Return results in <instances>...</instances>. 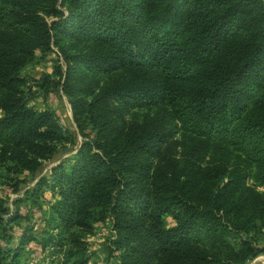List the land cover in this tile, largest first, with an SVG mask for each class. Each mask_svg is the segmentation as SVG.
<instances>
[{
    "label": "trees",
    "instance_id": "16d2710c",
    "mask_svg": "<svg viewBox=\"0 0 264 264\" xmlns=\"http://www.w3.org/2000/svg\"><path fill=\"white\" fill-rule=\"evenodd\" d=\"M53 45L65 60L57 84L84 137L68 168L59 163L39 181L59 195L42 241L59 243V264H87L79 233L109 217L122 264H243L254 256L250 241L235 248L231 238L264 218V193L234 195L248 178L264 185V0H0V168L8 180L37 170L73 137L51 110L31 105L23 75ZM120 71L98 93L88 80ZM85 88L93 95L86 104L75 99ZM109 102L167 105L177 124L123 134L100 110ZM180 130L202 140L179 159L166 141ZM213 142L221 152L204 167ZM209 173L230 181L209 192L185 180ZM19 218V207L11 212L0 197V264H22L35 241L24 232L13 243L10 224Z\"/></svg>",
    "mask_w": 264,
    "mask_h": 264
},
{
    "label": "rangeland",
    "instance_id": "374dc122",
    "mask_svg": "<svg viewBox=\"0 0 264 264\" xmlns=\"http://www.w3.org/2000/svg\"><path fill=\"white\" fill-rule=\"evenodd\" d=\"M78 48L82 47L79 46ZM58 66L64 68L65 60L60 49L53 45V51L51 52L43 54L38 51L34 61L29 63L23 70V75L27 78L32 90L31 105L41 110H51L66 133L72 134L73 137L69 142L60 145L55 156L52 159L44 160L35 171L11 172L9 176L12 180H8L6 178L7 168H0V197L7 201L11 212L19 207L20 218L10 224V234L15 237L13 243L16 244L24 232H31L35 236V241L30 242L27 247L22 264H59L63 258V250L56 246L59 243L53 242L47 247L42 244L45 236L53 232L55 223L52 206L59 195L47 186L40 190L41 184L39 181L43 176L50 178L52 168L59 163H63L68 168L84 137L75 121L70 97L62 86L57 84L59 79ZM122 74H125V72L120 71L103 76L92 74L88 77V80H91L92 88L94 87L96 93H98L101 88ZM45 78L48 79V83L44 86L41 84L44 83ZM76 98L83 100L86 104L92 100L93 95L85 88L77 91ZM100 110L109 118L117 120L118 128L124 130L123 134L132 128L140 129L145 124L155 121H160L163 129L177 124L170 112V107L167 105L124 109L113 102H109L108 106H102ZM2 115L3 112L0 110V117ZM89 133H91V127L86 130V134ZM201 140V138L180 130L168 138L166 144L171 147V153L180 159L188 145L199 143ZM220 152V144L213 142L202 165L204 167L208 166L207 164L213 166L212 159L217 158ZM153 166H159L158 158L153 160ZM229 170H234V166H231ZM210 174H204V177L194 175L185 180H188V185L193 182L200 185L204 190H209V192L222 188L230 181L228 174L224 178H216ZM15 183L18 184L15 186ZM257 193H264V185L248 178L241 188L234 192V195L253 196ZM32 194L35 197L31 196ZM18 200L19 205L16 204ZM168 221L173 223L171 218H168ZM114 222V218L109 217L104 221L96 222L91 231L79 233L81 240L86 245L87 264H122L125 251L118 242L119 234ZM244 240L251 242L255 255L243 264H264V218L255 220L250 231H241L234 235L231 238L232 246L238 248Z\"/></svg>",
    "mask_w": 264,
    "mask_h": 264
}]
</instances>
